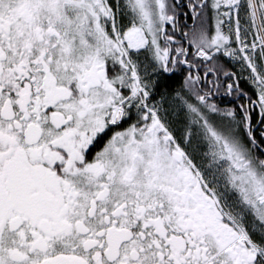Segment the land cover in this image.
I'll return each mask as SVG.
<instances>
[{"label":"snow or ice","instance_id":"1","mask_svg":"<svg viewBox=\"0 0 264 264\" xmlns=\"http://www.w3.org/2000/svg\"><path fill=\"white\" fill-rule=\"evenodd\" d=\"M0 264H264V0H0Z\"/></svg>","mask_w":264,"mask_h":264},{"label":"flooded vegetation","instance_id":"2","mask_svg":"<svg viewBox=\"0 0 264 264\" xmlns=\"http://www.w3.org/2000/svg\"><path fill=\"white\" fill-rule=\"evenodd\" d=\"M174 79L179 81L181 78L179 76H177V77H174ZM241 85H242V87H245L246 90H249L248 86L245 84V82L243 80L241 81ZM231 100H232V97L224 96V95H221L217 98V102H221V101L228 102ZM222 106H223V104H222Z\"/></svg>","mask_w":264,"mask_h":264}]
</instances>
